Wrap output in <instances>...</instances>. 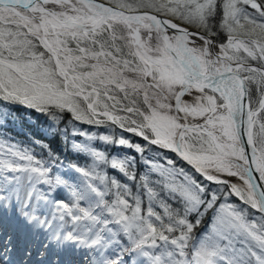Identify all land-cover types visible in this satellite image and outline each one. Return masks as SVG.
Here are the masks:
<instances>
[{
  "label": "snow or ice",
  "instance_id": "1",
  "mask_svg": "<svg viewBox=\"0 0 264 264\" xmlns=\"http://www.w3.org/2000/svg\"><path fill=\"white\" fill-rule=\"evenodd\" d=\"M0 264H264V0H0Z\"/></svg>",
  "mask_w": 264,
  "mask_h": 264
},
{
  "label": "trees",
  "instance_id": "2",
  "mask_svg": "<svg viewBox=\"0 0 264 264\" xmlns=\"http://www.w3.org/2000/svg\"><path fill=\"white\" fill-rule=\"evenodd\" d=\"M20 111H21L22 115L25 114V112H26V110H24V109H21ZM45 119L46 118L44 116H42L38 113L32 112L30 114V120L32 121V123H30L29 121H24L23 123H17L14 125H10L9 126V132L13 138L19 139V140H24L26 133H28L29 131H32L38 135L40 129L44 125ZM83 127L85 129H88L89 126L83 125ZM92 131H96V129H92ZM53 148L58 149L59 143L53 142ZM81 163H83V160H81ZM233 199H235V198H233Z\"/></svg>",
  "mask_w": 264,
  "mask_h": 264
}]
</instances>
